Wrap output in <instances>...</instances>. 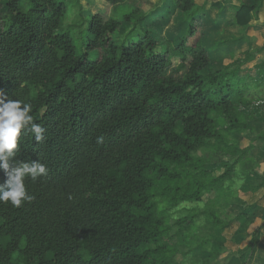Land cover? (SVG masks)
<instances>
[{
    "label": "trees",
    "instance_id": "obj_1",
    "mask_svg": "<svg viewBox=\"0 0 264 264\" xmlns=\"http://www.w3.org/2000/svg\"><path fill=\"white\" fill-rule=\"evenodd\" d=\"M105 1L120 6L118 17L85 20L78 0L1 4L0 98L30 103L45 129L39 143L22 130L13 160H39L47 175L25 179L30 203H0V264H180L174 255L199 213L214 229L229 224L218 214L229 202L224 184L237 163L251 161L234 137L254 132L259 106L248 94L264 86V72L256 86L239 74L254 53L214 68L194 0H172L185 22L174 45L144 25L147 10ZM72 2L81 20L65 22ZM260 3L242 4L235 23L246 26ZM85 24L76 45L73 31ZM172 58L180 77L167 74ZM254 139L264 141V131ZM209 150L235 159L220 160L222 173L211 175L207 157L195 155ZM6 179L0 169V184ZM204 192L216 194L199 212L177 217L171 234L169 210L201 202ZM233 218L243 230L251 222L245 211ZM208 252L207 261L219 255Z\"/></svg>",
    "mask_w": 264,
    "mask_h": 264
},
{
    "label": "rangeland",
    "instance_id": "obj_2",
    "mask_svg": "<svg viewBox=\"0 0 264 264\" xmlns=\"http://www.w3.org/2000/svg\"><path fill=\"white\" fill-rule=\"evenodd\" d=\"M73 4L72 2L69 6L65 22L81 20L76 6L74 7ZM88 4L90 5L89 1ZM89 5H85L84 9L81 10V16L85 20L91 13ZM103 10L101 9L98 12L102 13ZM1 11H3V6L0 8V13ZM120 12L121 10L117 17L120 15ZM85 26L86 24L81 29L75 28L73 31L76 45H79L80 38L86 34ZM172 63L173 66L167 70V74L174 77L182 76V70H175L177 66L176 59L172 58ZM245 110L253 111L254 108L249 107ZM252 124L253 133L245 131L234 137L239 141V147H249L247 157L249 156L251 161L243 158V161L237 163L234 166L231 179L227 180L224 184L223 194L225 193V197H227L225 200L229 202L218 209V214L221 219L228 221L229 224L222 229H214L206 220V215L199 213L194 223L188 228L185 241L179 246L174 255V258L180 264H264V224L262 225L264 220V142L260 143L261 140L254 139L256 133L264 131V118H260V120H256L255 122L253 121ZM198 154L207 157L208 163L206 164V168L211 170V175L214 176L219 175L223 171L218 165L220 160L225 159L232 162L235 159L229 157L222 158L221 154L213 153L210 150L208 152H197L195 155ZM262 179V186L256 191H251V183L261 182ZM215 194L216 192H204L201 202H183L179 207L170 209L168 212V223L173 225L170 233L173 234L177 230V226L173 224L177 217L187 214L188 211L199 212L205 206L208 199H213ZM222 201L224 200L221 197ZM240 211H245L246 217L251 221L244 230L241 226L242 220L238 221L233 218ZM260 225L262 227L258 233L254 252L250 253L248 242L251 234ZM177 241L178 239L175 237L172 239V242ZM200 242L208 250L218 251L219 255L214 258H208L207 261L209 252L207 249L197 246ZM190 246H194L195 248L184 254V251L188 250Z\"/></svg>",
    "mask_w": 264,
    "mask_h": 264
},
{
    "label": "crops",
    "instance_id": "obj_3",
    "mask_svg": "<svg viewBox=\"0 0 264 264\" xmlns=\"http://www.w3.org/2000/svg\"><path fill=\"white\" fill-rule=\"evenodd\" d=\"M78 1L82 4V9L90 2V15L104 9L102 14L117 17L120 9V6L109 4L105 0ZM194 1L201 7L196 19L203 48L210 54L214 68H222L235 59L242 58L246 52L254 53L253 59L241 66L239 74L242 79H246V84L256 86L260 73L264 72V0H260L258 9L251 11V19L246 26L235 23L236 14L242 4L253 5L256 0ZM2 3L3 0H0V6ZM126 3L147 10L144 25L154 30L158 36L169 40L171 45L176 44L177 38L185 30L182 13L172 9V0H126ZM261 82L264 85V78ZM248 97L259 106L249 122L253 125V121L264 118V86L259 91L250 90ZM262 142L264 141L260 143Z\"/></svg>",
    "mask_w": 264,
    "mask_h": 264
},
{
    "label": "clouds",
    "instance_id": "obj_4",
    "mask_svg": "<svg viewBox=\"0 0 264 264\" xmlns=\"http://www.w3.org/2000/svg\"><path fill=\"white\" fill-rule=\"evenodd\" d=\"M32 105L19 99L0 98V169L7 179L0 184V203H10L19 208L35 199L25 186V179L36 180L47 175V167L39 160L32 162L14 161L18 140L22 130L31 133L37 143L42 142L45 129L34 122Z\"/></svg>",
    "mask_w": 264,
    "mask_h": 264
}]
</instances>
